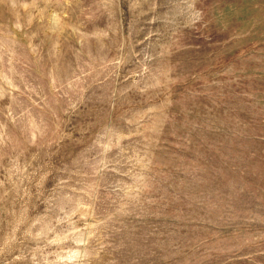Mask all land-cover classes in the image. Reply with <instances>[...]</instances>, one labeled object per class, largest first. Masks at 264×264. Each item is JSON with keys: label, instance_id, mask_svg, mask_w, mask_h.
I'll use <instances>...</instances> for the list:
<instances>
[{"label": "rangeland", "instance_id": "obj_1", "mask_svg": "<svg viewBox=\"0 0 264 264\" xmlns=\"http://www.w3.org/2000/svg\"><path fill=\"white\" fill-rule=\"evenodd\" d=\"M0 264H264V0H0Z\"/></svg>", "mask_w": 264, "mask_h": 264}]
</instances>
